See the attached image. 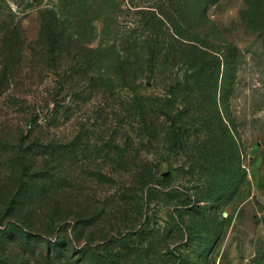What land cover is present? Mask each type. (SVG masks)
<instances>
[{
	"label": "rangeland",
	"instance_id": "1",
	"mask_svg": "<svg viewBox=\"0 0 264 264\" xmlns=\"http://www.w3.org/2000/svg\"><path fill=\"white\" fill-rule=\"evenodd\" d=\"M60 1L42 0V6ZM160 3L133 0L136 8H130L132 2L123 1L120 31L147 18ZM37 9L32 0H0V71L7 70L9 83L18 85L16 97L38 107L50 101L56 79L36 64ZM208 14L238 47L229 111L222 113L228 131L213 126L214 115L204 126L199 112H184L179 123L184 140L174 146L171 122L150 114L140 124L125 89L105 93L93 85L82 95L66 89L69 64L64 61L59 96L64 120L43 129L45 147L32 151L43 153L38 159L46 157L47 168L64 178L62 188L44 194L58 195L64 209L79 208L86 213L83 220L96 217L90 225L68 226L61 233L70 242L64 258L83 247L93 252L88 261L106 254L115 264H264V1L223 0ZM163 83H141L140 93L150 98L152 109L167 90ZM8 107L0 98V139L6 140L24 125L25 116ZM10 119L12 127L2 124ZM1 152L9 147L0 144ZM3 155L0 191L12 170ZM132 165L147 173L138 189ZM200 199L209 202L197 208ZM38 225L28 245L21 246L19 227L0 216V264H68L54 254L47 259L42 234H51Z\"/></svg>",
	"mask_w": 264,
	"mask_h": 264
},
{
	"label": "trees",
	"instance_id": "2",
	"mask_svg": "<svg viewBox=\"0 0 264 264\" xmlns=\"http://www.w3.org/2000/svg\"><path fill=\"white\" fill-rule=\"evenodd\" d=\"M32 1L38 8L39 22L36 64H40V70H49L56 80L50 101L46 99L37 107L34 102L27 105L26 100L16 97L18 85L9 83L7 70L0 71V98L9 103L8 108L25 114L24 125L16 128L13 139H0L5 149L9 147V152L0 154H4L12 169L3 181L8 184L0 191V216L19 227L16 233L23 242L21 246L28 245L33 227L39 222L43 233L46 230L51 234H42L47 239L45 256L51 259L54 254L59 259L65 257L63 250L70 243L61 233L68 226L74 229L96 220L94 214L83 220L85 212L79 208L64 209L58 195L44 194L47 188H62L64 178H56V173L47 168L46 157L38 159L43 153L32 152L37 147H45L40 135L43 129L64 120V105H60L64 97L59 98L64 94V61L69 64L65 71L66 89L72 88L78 95L91 90L93 85L105 93L125 89L133 101L138 122L144 125L150 114L163 116L171 122L170 142L179 146L184 140L179 126L184 112H199L204 116V126L208 125L206 117L214 115L218 123L213 126H223L228 131L222 113L229 111L238 47L221 33L219 25L208 14L223 0H157L162 3L156 5L153 13L122 31L117 18L125 0H62L52 8L43 7L46 5L42 6V0ZM129 1L132 2L129 7L136 8L133 0ZM157 79L164 81L163 87L167 90L157 98L161 101L157 108L152 109L150 98L141 95L139 89L144 80L155 83ZM11 120L2 124L8 126ZM147 130L143 128V132ZM119 147L115 145L117 150ZM131 172L135 173L138 189L146 172L133 165ZM233 195L227 196L226 201ZM200 202L209 201L196 200L195 207ZM90 253L93 254L81 247L64 259L68 264H115L106 254L88 261L86 256L90 257Z\"/></svg>",
	"mask_w": 264,
	"mask_h": 264
}]
</instances>
